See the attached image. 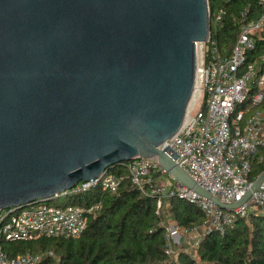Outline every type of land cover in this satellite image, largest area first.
I'll use <instances>...</instances> for the list:
<instances>
[{
  "label": "water",
  "instance_id": "95a60500",
  "mask_svg": "<svg viewBox=\"0 0 264 264\" xmlns=\"http://www.w3.org/2000/svg\"><path fill=\"white\" fill-rule=\"evenodd\" d=\"M209 0H0V212L153 156L225 209L169 145L198 82Z\"/></svg>",
  "mask_w": 264,
  "mask_h": 264
},
{
  "label": "built area",
  "instance_id": "2783aa9c",
  "mask_svg": "<svg viewBox=\"0 0 264 264\" xmlns=\"http://www.w3.org/2000/svg\"><path fill=\"white\" fill-rule=\"evenodd\" d=\"M260 15L248 19V7L241 12V24L229 54L219 47L215 32L199 43V106L189 108L178 132L161 146L169 145L178 154L177 163L206 192L225 203L243 198L253 181L255 166H264V53L257 61H248V53L256 47V33L264 26V0H257ZM210 14L212 15L209 5ZM223 8L213 12L214 21L222 19ZM260 66V67H259ZM196 92V91H195ZM125 169V175L119 168ZM259 171V170H258ZM173 182L165 184L163 177ZM142 194L155 198L156 213L162 214L167 201L180 198L200 210L203 226L183 227L179 223L165 225L166 253H178L172 235L197 232L200 239L211 233L224 234L241 218L251 214L264 216V180L249 198L233 209L219 206L211 198L175 181L153 156H138L111 167L103 177L80 181L74 187L55 193L47 199L33 201L0 212V264H43L52 251L10 255L5 242L35 240L41 237L78 238L88 226L100 202L84 204L77 198L100 188L117 192L124 178Z\"/></svg>",
  "mask_w": 264,
  "mask_h": 264
},
{
  "label": "trees",
  "instance_id": "16d2710c",
  "mask_svg": "<svg viewBox=\"0 0 264 264\" xmlns=\"http://www.w3.org/2000/svg\"><path fill=\"white\" fill-rule=\"evenodd\" d=\"M209 5L212 33L215 32L221 51L229 54L240 28L241 10L247 6L248 19L253 20L260 15L261 6L257 0H209ZM221 7L222 19L216 24L213 12ZM256 37V47L248 53L247 60L260 65L264 26ZM118 165L122 166V162L112 167ZM261 171L264 166L256 165L252 178ZM119 172L126 174L124 166ZM77 201L101 203L80 237L8 241L3 245L6 251L17 255L49 250L57 255L56 259L46 256L43 264H264V216L251 214L241 218L224 234L211 232L203 236L195 254L181 250L172 257L165 251V222L163 215L156 213L155 198L142 194L127 177L115 193L95 188L80 195ZM170 205L181 226H203V213L187 201L172 198Z\"/></svg>",
  "mask_w": 264,
  "mask_h": 264
},
{
  "label": "rangeland",
  "instance_id": "374dc122",
  "mask_svg": "<svg viewBox=\"0 0 264 264\" xmlns=\"http://www.w3.org/2000/svg\"><path fill=\"white\" fill-rule=\"evenodd\" d=\"M197 47H198V54H199V49H200L199 44ZM199 104H200V99L198 96L196 100L194 101V103L192 105L190 104L189 108L193 109L199 106ZM165 184H168V183H165ZM162 215H163V220L166 225H172L176 223V220L173 217V213H172L171 205L169 201L166 202L165 207L162 210ZM199 237L200 235L197 232L184 233L182 231H179L178 233H175L172 235V241L177 251L185 250L192 254H195L196 242L199 239ZM52 258L56 259L57 255L53 254Z\"/></svg>",
  "mask_w": 264,
  "mask_h": 264
},
{
  "label": "crops",
  "instance_id": "0c3cea01",
  "mask_svg": "<svg viewBox=\"0 0 264 264\" xmlns=\"http://www.w3.org/2000/svg\"><path fill=\"white\" fill-rule=\"evenodd\" d=\"M263 128H264V122H263ZM162 180L165 182V183H170V182H173L169 176H166V177H163Z\"/></svg>",
  "mask_w": 264,
  "mask_h": 264
},
{
  "label": "bare ground",
  "instance_id": "6f19581e",
  "mask_svg": "<svg viewBox=\"0 0 264 264\" xmlns=\"http://www.w3.org/2000/svg\"><path fill=\"white\" fill-rule=\"evenodd\" d=\"M199 55V54H198ZM198 97V89L196 90L194 96H193V99H192V103L191 105L194 103V101L196 100V98Z\"/></svg>",
  "mask_w": 264,
  "mask_h": 264
}]
</instances>
